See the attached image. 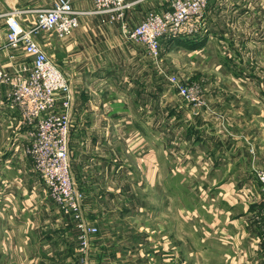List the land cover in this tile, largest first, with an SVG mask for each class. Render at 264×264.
<instances>
[{"label":"crops","instance_id":"0c3cea01","mask_svg":"<svg viewBox=\"0 0 264 264\" xmlns=\"http://www.w3.org/2000/svg\"><path fill=\"white\" fill-rule=\"evenodd\" d=\"M126 1L131 3L126 10L129 27L139 23L150 9H167L171 3V0ZM52 2L0 0V70L13 73L21 63L31 61L21 47L10 49L5 46L6 14L17 13L21 23L30 26L35 20V12L49 7ZM91 2L75 0L72 6L80 11L92 10ZM99 19L100 16L94 13H80L79 26L71 34L62 37L52 33L38 35L47 54L66 73L71 83L74 113L69 138L70 168L78 188L86 196L84 206L88 207L91 216L86 223L96 227L97 231L89 234L88 249L82 253L78 244L77 221L50 197L32 158L26 152L33 127L7 103L10 89L2 84L0 264H264V200L262 203L248 201V207L231 201L228 194L232 190L227 188L231 183L222 181L214 186V190L208 187L198 194L186 191L187 208H176L175 203L168 204L166 209L162 207V179L173 180L174 185L176 179L187 178L204 181L207 178H232L241 181L249 180L251 171L248 168L244 174L237 173L239 171L208 174L201 169L183 171L185 166L180 159L183 157L182 142L186 140L179 143L175 139L168 145L172 158L168 159L169 170L164 172L160 171L161 166V170L164 169L161 147L160 151L155 147L160 142L153 141L148 152L139 151L140 146L148 142L130 140L129 132L146 131L137 119L141 108L137 102L142 92H132L126 86L122 90L124 92H117L112 82L119 79L131 83L143 79L145 62L141 58L126 61L131 70L112 65L117 58L114 53L126 50L114 42L117 35L120 37L114 24L105 23L102 26L98 24ZM207 19L209 24L204 34L214 36L218 42L226 36L239 38L250 32L251 35H264V27H256L264 21V0H210ZM210 21H216V25L213 26ZM212 41H192V46H188L189 49L183 53L190 58L198 52L206 54L220 45H213ZM239 50L252 53L249 67L254 68L253 76L246 79H263L260 87H253L260 92L243 87H239L243 91H230L223 82L222 87L219 85L214 89L211 86L214 83L217 85L218 81L208 79L209 88L215 90L211 94L220 103L210 99L214 109L221 107L229 111L228 115L233 120L231 126L240 133L241 141L230 142L233 136L228 138L229 141L223 138L217 141L210 152L205 147L202 153L196 155V162L201 165L213 162L219 154L221 157L230 154L242 158L246 155L244 148L249 147L244 143L247 137H253L255 143L256 138H264L260 131L263 123L257 125V117L264 121V61L259 68L254 66L257 52L260 53L259 60H264V43L251 46L244 41ZM177 52L182 51L177 49ZM202 59L210 61V54L203 55ZM221 63L224 64V60ZM224 72L230 71L226 69ZM135 89L143 87L137 84ZM256 102L261 104L260 112L250 123L248 120ZM59 103L55 106L56 110L60 108ZM195 125L197 123L194 122L193 127ZM254 142L251 143L254 145ZM200 143L204 144L203 141ZM261 143L264 144V141ZM258 146L259 143L253 148L254 157ZM240 158L237 160H242ZM144 181H149L152 195L159 196L158 200L152 203L144 201L143 188L138 187ZM223 183L227 186H222ZM244 190L249 192V189ZM169 191L174 194L175 188L169 187ZM115 193L121 195L125 203L121 201L120 207L107 209L101 198L114 196ZM117 212L120 214L115 215Z\"/></svg>","mask_w":264,"mask_h":264},{"label":"rangeland","instance_id":"374dc122","mask_svg":"<svg viewBox=\"0 0 264 264\" xmlns=\"http://www.w3.org/2000/svg\"><path fill=\"white\" fill-rule=\"evenodd\" d=\"M209 1L210 0H206L204 2L200 15L194 14V17H191L180 28H178V31L167 33L161 38L158 49L159 52L156 56L149 53L146 44L143 41L132 40L125 37L123 34V26L133 29V27L141 24V22L151 13H159L161 15H164L167 12L171 13L173 10L172 3L168 5L167 9H150L145 14L144 18L139 23L137 22L138 24L136 23V25L133 27H129L126 20V10L130 7L126 8L119 14L116 11L111 10L113 5H104L100 8L102 9L100 11L98 9L97 3L92 0V10H81V13H94L92 11H98L97 13H94L95 15L100 16L98 24H101L102 26H105V23L110 25L114 24V28L118 30L120 37L117 35L114 42H118L117 44L124 47L126 52H122L121 50L119 52H115L114 57L117 58H114L112 65H118L119 67L126 69L128 68V70H131L132 67L128 65L126 61H131L132 58V60L141 58L145 62L143 79L135 80L131 83L121 82L119 79H114L112 83H114L113 87L117 92L124 90L125 86L130 87L132 92H142V95L139 96L137 102L138 105L141 106L137 119L140 127L142 129L144 128L146 131L143 133L130 131L129 139L133 141H140V143L148 142V144L140 146L141 148L139 151L144 152H148L149 145L152 146L153 141L155 143L160 142L155 144V147L158 151H160L159 147H161V155L163 158L161 164L164 167V169L161 170V166V172L169 170L168 159L172 158V154L169 153L168 145L171 144V141H174L175 139V141L179 143L186 140V142H182L183 153L181 154H183V157L180 159V162H182L185 166V168L182 169L183 171H186L187 169H189V171H199L201 169L206 171L208 174L210 172L231 174L233 171H239L237 173L244 174L247 168L251 171L250 179L241 181L232 178L223 180H219L218 178H207V181H204L203 179L187 178L183 180L176 179V185H174L172 184L173 180L162 179L160 180V189L162 195L161 205L165 209L170 203L171 205L175 203L176 208H179L180 206L187 208L186 201L188 199L185 195L186 191L193 193L196 192L198 194L200 192H204V190H206V188L208 189V187L214 190V186L220 185L222 181L225 183H231L230 186H227L224 183L223 185L221 184L222 186H227L228 189L231 187L232 192L228 194V197L231 201H236L240 204H243V206L248 207V201H250V203H262L264 200V191L261 189V185L256 177L257 172L264 171V144L261 143L264 141V138H256L255 143L253 137H247V140H245L244 143L249 147L244 148L246 155L242 156V158L239 156H230V154L221 157L219 154L216 160L213 162L207 161L206 163H203V165L196 162V155L202 153L205 147V149L210 152L213 146L216 147V142L220 141L222 138L226 141H229L228 138L234 136L230 142L233 141L235 143L241 141L240 133L237 130H233V126H231L230 122H233V120L230 119L232 116L228 115L229 111L222 110L221 107H218L216 110L214 109L211 100L215 101L217 104L220 103L219 100L216 101L214 99V94H211L213 89L211 90V88H209L210 84L208 83V79H215L218 81L217 85L214 83L211 86L212 88L214 87V89H217L219 85L222 87L223 84L221 82H223L230 91H243L239 88L243 87L250 88L252 91H256L258 93L260 92V89L255 90L254 88L260 87L261 81L263 80L246 79L253 76L254 68L249 67L251 64L250 57L252 56V53L240 51L239 48L240 44L244 41L250 43L251 46L263 44L264 35H251L250 32L248 35H242V37L239 38L226 36L223 38L222 42H218V40H215L214 36L204 34L206 33V29L209 24V19H207ZM124 2L131 6L130 2H127L126 0H124ZM106 10H109L110 12ZM208 17L210 18V16ZM210 22H213V26L216 25V21ZM256 27H264V21L263 23L260 22L256 24ZM190 28L194 29L193 34H188L186 32V30H189ZM256 32L258 33L259 30ZM41 33H43L44 36L49 32L42 31ZM51 33L57 37H62L55 34L54 32ZM203 39L205 42L207 39H213V45H216V43L220 44L218 47L212 48L210 52L206 53L210 54V61L206 62L202 59L203 55L206 56V54L202 55V52H198L192 58L183 53L185 49H189L188 46H192L190 44L192 41H197L200 43L201 40L204 41ZM177 49H180L182 52H177ZM130 50H134L135 52L131 53ZM259 55L260 53L257 52L255 64L253 63L255 67H258L261 65V62L263 63L264 61L263 59L259 60ZM134 56L136 57L134 58ZM222 60H224V64L221 63ZM223 69H227L230 72H224ZM249 70L250 73L248 72ZM189 72H191V74ZM63 73L68 79L69 85L71 87L69 78L64 71ZM226 75L232 80H228ZM218 76L219 79H217ZM173 77H175V79H173ZM137 84L139 87H143V89L136 90L135 88ZM179 85L186 87V94H183V92L178 88ZM249 85H251V87H249ZM59 106L60 108L58 109V113L63 114L64 110H62V105L60 103ZM260 106L261 104L259 102L253 104L252 113L248 120L250 123H252L253 118L259 114ZM73 109L74 102L72 98L71 107L69 109V124L71 128L73 125ZM257 120V125H260L259 123L261 122L263 123L262 130L260 131L264 134V121H262V118L260 117H257ZM194 122L197 123L195 127H193ZM207 125H209V128H206ZM193 128H196V130H193ZM189 129H192L193 131H188ZM247 134L251 135V132H248ZM244 135L246 134L244 133ZM7 138H9V135L6 136V139ZM200 141H203L204 144L201 145ZM251 142H254V145ZM224 143L227 142L224 141ZM257 143H259V146L256 152V157H254L255 153H253V148L256 147ZM227 146L230 147L229 145ZM228 152L229 151H227V153ZM68 153L69 161H71V153L69 152V149ZM213 154L214 153L211 154V157ZM238 158L242 160H237ZM178 164L180 165V163ZM172 165H174V162H172ZM186 172H188V170ZM71 174L74 183V192L81 209L82 219L84 222L89 221L91 216L87 210L88 207L84 206L86 196L84 197L83 192L78 188L72 170ZM41 182L44 183L43 180ZM148 183L149 181H144V183L138 187L143 188L142 191L144 195L142 197L145 199L144 201H149L152 203V201L158 200L159 196L152 195L153 188H150ZM115 184H118V182H115ZM169 187L175 188V195L169 191ZM244 188L247 190L249 189V192L245 191ZM121 201L125 203V199L118 193H115L114 196H108V198H106V196L101 198V203L104 204L107 209L116 206L120 207ZM119 214L120 212L115 213V215ZM102 221L104 222L105 219Z\"/></svg>","mask_w":264,"mask_h":264},{"label":"built area","instance_id":"2783aa9c","mask_svg":"<svg viewBox=\"0 0 264 264\" xmlns=\"http://www.w3.org/2000/svg\"><path fill=\"white\" fill-rule=\"evenodd\" d=\"M74 1L53 0L49 7L35 12V20L30 26H24L17 13L6 14L5 46L10 49L21 47L31 57V61L21 63L14 68L13 73L0 70V85L9 86L7 103L17 109L24 122L33 127L26 152L32 158L34 168L43 179L50 197L77 221L79 249L83 253L89 246V234L96 232L97 228L84 223L74 192L68 153L72 90L65 74L47 54L38 38L42 31L67 36L79 26L82 11L73 8ZM93 1L100 11L104 5H113L111 10L118 14L130 7L124 0ZM205 1L171 0V13H151L133 29L123 26V34L129 39L143 41L149 53L156 56L161 38L167 33L178 31L194 14L200 15ZM186 32L193 34L194 29L190 28ZM178 88L183 94L187 93L183 85ZM58 101L64 110L63 114L55 109ZM256 177L264 191V171L257 172Z\"/></svg>","mask_w":264,"mask_h":264}]
</instances>
